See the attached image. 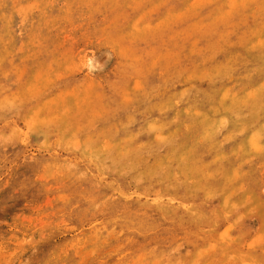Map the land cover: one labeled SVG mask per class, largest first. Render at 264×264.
Instances as JSON below:
<instances>
[{
    "label": "rangeland",
    "instance_id": "1",
    "mask_svg": "<svg viewBox=\"0 0 264 264\" xmlns=\"http://www.w3.org/2000/svg\"><path fill=\"white\" fill-rule=\"evenodd\" d=\"M0 264H264V0H0Z\"/></svg>",
    "mask_w": 264,
    "mask_h": 264
},
{
    "label": "bare ground",
    "instance_id": "2",
    "mask_svg": "<svg viewBox=\"0 0 264 264\" xmlns=\"http://www.w3.org/2000/svg\"><path fill=\"white\" fill-rule=\"evenodd\" d=\"M121 67V66H120ZM134 84V83H133ZM249 95V94H248ZM200 110V109H199ZM233 119V118H232ZM189 136V135H188ZM133 163V162H132ZM166 208V207H165ZM132 220V219H131Z\"/></svg>",
    "mask_w": 264,
    "mask_h": 264
}]
</instances>
